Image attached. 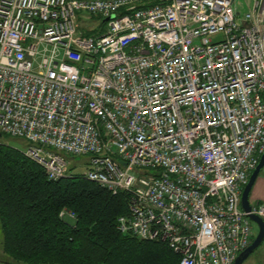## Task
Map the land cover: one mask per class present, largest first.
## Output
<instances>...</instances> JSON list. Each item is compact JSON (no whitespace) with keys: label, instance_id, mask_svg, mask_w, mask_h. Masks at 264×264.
<instances>
[{"label":"built area","instance_id":"1","mask_svg":"<svg viewBox=\"0 0 264 264\" xmlns=\"http://www.w3.org/2000/svg\"><path fill=\"white\" fill-rule=\"evenodd\" d=\"M243 1L0 0V132L49 179L87 155L81 176L129 194L119 229L176 264H231L264 149V0Z\"/></svg>","mask_w":264,"mask_h":264},{"label":"trees","instance_id":"2","mask_svg":"<svg viewBox=\"0 0 264 264\" xmlns=\"http://www.w3.org/2000/svg\"><path fill=\"white\" fill-rule=\"evenodd\" d=\"M128 198L126 190L111 193L75 172L49 179L22 149L0 139V262L176 264L164 240L119 229Z\"/></svg>","mask_w":264,"mask_h":264},{"label":"rangeland","instance_id":"3","mask_svg":"<svg viewBox=\"0 0 264 264\" xmlns=\"http://www.w3.org/2000/svg\"><path fill=\"white\" fill-rule=\"evenodd\" d=\"M242 2V6L240 7V10H244L246 8L244 1L241 0ZM76 15H77V23H78V29L81 31L86 32L87 30H94L95 32L97 30H99V18L91 13H89L86 10H79L76 11ZM0 139L4 140L5 143H8L14 147L20 148V149H25L27 147L28 141H26L23 138L20 137H16V136H10L7 135L5 133L2 132V134L0 135ZM62 156L64 157V159L66 160V165L68 167V169H70L69 171L71 172H75V173H79L82 172L86 169L87 167V161H88V156L85 154H69L67 152H63L61 151ZM251 226V232L252 235H254L256 233L257 227L256 224L251 221L250 223ZM264 246V240L261 241V243L254 248L244 259L240 264H251V260L252 262L254 261V258L256 257V255L262 251L260 250V248ZM0 254H2L1 252V248H0ZM256 263V261H254ZM259 264V263H256Z\"/></svg>","mask_w":264,"mask_h":264},{"label":"water","instance_id":"4","mask_svg":"<svg viewBox=\"0 0 264 264\" xmlns=\"http://www.w3.org/2000/svg\"><path fill=\"white\" fill-rule=\"evenodd\" d=\"M112 15H108L102 18V21L111 17ZM264 163V149L260 152L258 159L254 165V167L249 171L247 175V179L242 186L240 196H239V206L242 210L247 212V216L251 221L256 224L257 230L256 233L253 235L250 242L239 250L231 264H240L243 259L254 249L256 248L261 241L264 239V219L260 215L250 211V202L248 200V192L251 187L254 178L260 171L262 165Z\"/></svg>","mask_w":264,"mask_h":264},{"label":"crops","instance_id":"5","mask_svg":"<svg viewBox=\"0 0 264 264\" xmlns=\"http://www.w3.org/2000/svg\"><path fill=\"white\" fill-rule=\"evenodd\" d=\"M248 200L251 204L262 203L264 205V163L260 171L256 175V177L254 178V181L251 184V187L248 192ZM260 250L262 251H260L256 255V257L254 258V261H256V263H259V264H264V246H262ZM254 261L252 262L251 260V264H256ZM0 264H5V263L0 262Z\"/></svg>","mask_w":264,"mask_h":264}]
</instances>
